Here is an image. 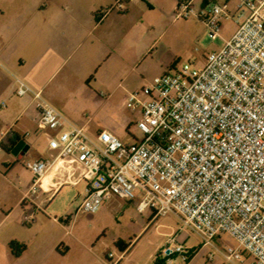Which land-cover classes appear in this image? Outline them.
Returning a JSON list of instances; mask_svg holds the SVG:
<instances>
[{"label": "built area", "instance_id": "built-area-1", "mask_svg": "<svg viewBox=\"0 0 264 264\" xmlns=\"http://www.w3.org/2000/svg\"><path fill=\"white\" fill-rule=\"evenodd\" d=\"M116 5L120 0L110 8ZM187 15L199 18L210 37L219 35L223 19H233L236 29L205 54L202 67L185 64L128 92L126 106L140 109V137L124 141L108 129L91 134L17 79L15 94L31 95L34 123L52 152L25 163L33 177L21 200L23 222L35 217L34 195L61 161L65 174L44 189L53 194L74 182L78 169L85 189L76 211L93 213L110 196L137 198L140 212L176 213L203 245L230 236L222 251L227 261L264 264V0H212L200 10L179 0L175 17ZM183 251L170 235L162 254L169 262L174 254L186 260ZM123 253L113 259L109 252L108 263L117 264Z\"/></svg>", "mask_w": 264, "mask_h": 264}, {"label": "crops", "instance_id": "crops-1", "mask_svg": "<svg viewBox=\"0 0 264 264\" xmlns=\"http://www.w3.org/2000/svg\"><path fill=\"white\" fill-rule=\"evenodd\" d=\"M116 1L50 0L52 22L49 26L33 24L26 37L16 43L8 38V26L0 25V103L3 102L4 107L0 104V264H109L106 258L109 252L113 259L122 252L120 249L117 255L111 251L101 252V226L94 235L82 228L83 220L89 222L101 217H69L68 220L64 217H33L30 223L23 222L21 200L33 175L30 170L17 166L15 158H19L11 153L6 140L10 132L24 140L28 148L22 156L29 150L34 151V159L49 158L52 153L45 135L34 123V103L30 94L18 99L17 104L24 103L21 114L17 115L19 108L15 111L13 93L17 79L24 81L32 90L40 91L56 108V102H60L57 95L74 89L97 94L94 100L101 106L102 91H115L121 87L128 93L130 86L115 79L120 74L128 77L134 73L141 77V68L147 60L156 61L159 69L167 72L175 56L158 49L165 29L154 35V25L145 12L157 10L160 25L179 0H120V5L110 8ZM210 1L191 0L198 10ZM136 11L140 15L134 18ZM135 27L139 28L136 37ZM7 102L13 107L9 109ZM139 117L140 109L132 108V114L122 122V126L125 129L135 126ZM82 124L91 134L101 129L90 118ZM67 126L65 124L61 129ZM57 131L51 132L55 134ZM129 140L130 137L124 139ZM10 154L14 156L12 160ZM61 164V161L55 162L43 176L42 188L33 199L37 210H43L42 203L53 199L65 184L74 189L82 184L84 192L85 183L76 180L78 169H74V182L62 183L53 194L45 191L46 186L53 187L65 174ZM14 170L18 171L11 183L10 175ZM116 239L125 241L119 236L112 238L115 248ZM11 241L24 245L20 254L11 250ZM128 250H123L117 264Z\"/></svg>", "mask_w": 264, "mask_h": 264}, {"label": "rangeland", "instance_id": "rangeland-1", "mask_svg": "<svg viewBox=\"0 0 264 264\" xmlns=\"http://www.w3.org/2000/svg\"><path fill=\"white\" fill-rule=\"evenodd\" d=\"M193 6L196 8L195 5ZM177 8L178 5H175L169 17L162 20V25H158L157 10H148L145 16L154 25V35L165 29L162 44L158 45V49L162 48L163 52L169 55L174 54V60L177 61L175 69L178 70L185 64L189 65L190 69H198L203 65L205 54L219 48L224 39H228L233 34L236 23L233 19H223L219 35L210 37L205 25L196 16L175 17ZM139 15L137 11L133 13L134 18ZM51 22L50 0H0V25L8 26V38L13 40L12 43L26 37L33 24L49 26ZM138 27L133 28L135 37L139 33L140 27ZM141 69V77L134 73L128 77L120 74L115 81L125 86L129 85L128 91L131 92L147 80L164 73L154 60H147ZM168 70L173 71L171 68ZM71 92L57 95V100L60 102H56L59 110L71 123L81 126L90 118L101 129L112 130L122 140L131 135L141 136L136 126L132 125L129 129L122 126V122L132 114V108L127 107L125 101H122V97L128 94L123 88L120 87L115 91L103 90L100 95L101 106L94 100L97 94L90 90L74 89ZM108 95V99L103 101ZM13 96L16 99L14 100L16 111L22 108L24 103L17 104L18 99L21 98L15 92ZM0 104L3 107V102ZM7 104L9 109L13 107L10 103L7 102ZM13 157L10 154V160ZM34 158V151L29 150L24 156L15 160L18 167L29 171L25 163ZM17 171L14 170L10 175L11 183ZM83 194L82 184L77 189L65 184L53 199L42 203L44 211L36 210L35 217H64L70 212L71 217H101L89 222L83 220L82 228L94 235L101 226V252L105 253L111 251L115 255L118 254V248L112 244V238L115 236L123 238L126 242L132 239L133 245L125 253L120 264H153L157 258L160 264H235L227 261L222 255L224 245L233 241L227 234L216 236L212 240V245H203L198 234L190 227L183 225L176 213L154 216L150 209L140 212L135 207L137 198L127 201L117 196H110L93 213L76 211ZM170 235H174L176 242L183 246L184 255L192 254L188 261L183 259L182 254L172 255L170 262L166 260L162 249ZM244 261L247 263L248 259L244 258Z\"/></svg>", "mask_w": 264, "mask_h": 264}, {"label": "trees", "instance_id": "trees-1", "mask_svg": "<svg viewBox=\"0 0 264 264\" xmlns=\"http://www.w3.org/2000/svg\"><path fill=\"white\" fill-rule=\"evenodd\" d=\"M176 60H174L171 65L169 66V68L171 69H174L175 68V65H176ZM7 143H8V148L10 149V147L13 145V143L16 141V140H21L19 138V136L16 134V133H13V132H10L9 133V136L7 137ZM133 243L132 239L128 242H125L123 241L122 239H116L114 241V245L120 249L121 251L123 250H128V248L131 246V244ZM11 250L15 253V254H20L23 249H24V245L22 244H18L17 242H14V241H11L10 244H9ZM192 255V254H191ZM190 255V256H191ZM190 256H188V258L186 259V261L189 260ZM153 264H160V260L157 258L155 260V262Z\"/></svg>", "mask_w": 264, "mask_h": 264}, {"label": "water", "instance_id": "water-1", "mask_svg": "<svg viewBox=\"0 0 264 264\" xmlns=\"http://www.w3.org/2000/svg\"><path fill=\"white\" fill-rule=\"evenodd\" d=\"M28 146L25 144L24 140H19L17 144L10 150L11 153L17 155L20 158L25 151H27Z\"/></svg>", "mask_w": 264, "mask_h": 264}, {"label": "flooded vegetation", "instance_id": "flooded-vegetation-1", "mask_svg": "<svg viewBox=\"0 0 264 264\" xmlns=\"http://www.w3.org/2000/svg\"><path fill=\"white\" fill-rule=\"evenodd\" d=\"M18 141H19V140H16V141L13 143V145L10 147L9 150H11V149L17 144Z\"/></svg>", "mask_w": 264, "mask_h": 264}]
</instances>
